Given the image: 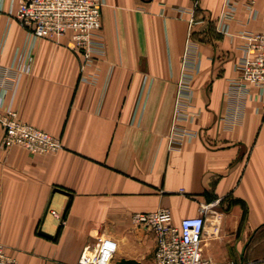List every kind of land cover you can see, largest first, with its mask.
<instances>
[{
  "label": "crops",
  "instance_id": "crops-1",
  "mask_svg": "<svg viewBox=\"0 0 264 264\" xmlns=\"http://www.w3.org/2000/svg\"><path fill=\"white\" fill-rule=\"evenodd\" d=\"M104 1L89 51L71 32L31 42L20 75L12 65L30 42L19 0H0V97L18 83L19 119L63 145L45 155L5 149L0 126V243L18 264H78L110 237L111 264H155L156 236L133 215L169 209L175 226L205 218L204 258L264 264V98L252 88L237 124L226 120L239 35L264 34V0L256 16L250 0H234L231 19L225 0ZM185 59L196 67L191 119L178 123L195 137L174 150Z\"/></svg>",
  "mask_w": 264,
  "mask_h": 264
},
{
  "label": "built area",
  "instance_id": "built-area-1",
  "mask_svg": "<svg viewBox=\"0 0 264 264\" xmlns=\"http://www.w3.org/2000/svg\"><path fill=\"white\" fill-rule=\"evenodd\" d=\"M199 0H196L198 5ZM256 0H250V11ZM104 0H19L15 18L25 29L29 45L18 50L12 69L20 75L30 71L31 42L40 39L57 40L67 33L77 50L89 51L93 39L102 28ZM235 13L234 0H225L224 19H231ZM243 57L240 63L239 78L231 82L227 97L230 111L227 125L233 127L240 120L252 88L257 89L264 98V34L241 33ZM185 59L183 76L179 83L175 108V121L169 139L170 149H179L186 140H192L195 133L179 121L190 120L188 108L192 102L191 83L196 67ZM19 80V79H18ZM18 83L11 95L3 90L0 97V126L3 131L1 144L5 149L20 146L38 155L53 154L62 148L61 139L42 131L33 125L22 122L15 110L14 101ZM9 94V95H8ZM133 222L144 226L156 236L155 264H237L235 262L214 263L204 258L201 244L205 230L203 216L184 218L179 226L173 224L169 209L155 212L135 213ZM118 251V243L110 237H101L93 245L85 247L78 264H111ZM0 264H18L16 258L7 253L0 243Z\"/></svg>",
  "mask_w": 264,
  "mask_h": 264
},
{
  "label": "rangeland",
  "instance_id": "rangeland-1",
  "mask_svg": "<svg viewBox=\"0 0 264 264\" xmlns=\"http://www.w3.org/2000/svg\"><path fill=\"white\" fill-rule=\"evenodd\" d=\"M5 246V245H4ZM152 264V263H151Z\"/></svg>",
  "mask_w": 264,
  "mask_h": 264
}]
</instances>
